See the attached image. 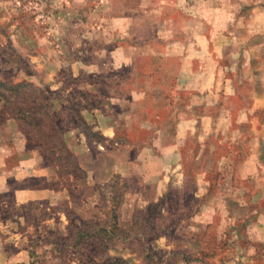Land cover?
<instances>
[{
  "label": "rangeland",
  "instance_id": "obj_1",
  "mask_svg": "<svg viewBox=\"0 0 264 264\" xmlns=\"http://www.w3.org/2000/svg\"><path fill=\"white\" fill-rule=\"evenodd\" d=\"M262 20L0 0V264H264Z\"/></svg>",
  "mask_w": 264,
  "mask_h": 264
},
{
  "label": "crops",
  "instance_id": "obj_2",
  "mask_svg": "<svg viewBox=\"0 0 264 264\" xmlns=\"http://www.w3.org/2000/svg\"><path fill=\"white\" fill-rule=\"evenodd\" d=\"M262 29H261V31H264V21L262 20ZM264 33V32H263ZM203 52H202V50H201V54H202ZM207 57V56H206ZM206 57L205 56H201V62H203L202 64H201V73L203 74V77H204V73H207V79L209 80V81H211V82H214V85L216 84V81H217V78H218V76H217V73H216V71H213V69H211L210 67H208L207 68V70H206V68H205V66H204V61H206ZM215 70H216V68H215ZM206 77V76H205ZM238 78H236L235 80H237ZM218 80H220V79H218ZM234 80V81H235ZM225 81H227V80H225ZM213 84V83H212ZM210 86H212V85H210ZM201 87H203L204 89H206V87H204V85H202ZM264 87V86H263ZM208 91H206L205 93H207V92H210L213 96H216L217 97V95H218V93H216V91H214L213 92V90H214V87H213V89H212V87L211 88H209V89H207ZM201 94H202V92H201ZM210 94V95H211ZM205 96H207V95H205ZM261 98H264V93L263 94H261V96H260Z\"/></svg>",
  "mask_w": 264,
  "mask_h": 264
},
{
  "label": "trees",
  "instance_id": "obj_3",
  "mask_svg": "<svg viewBox=\"0 0 264 264\" xmlns=\"http://www.w3.org/2000/svg\"><path fill=\"white\" fill-rule=\"evenodd\" d=\"M21 87V86H20Z\"/></svg>",
  "mask_w": 264,
  "mask_h": 264
}]
</instances>
